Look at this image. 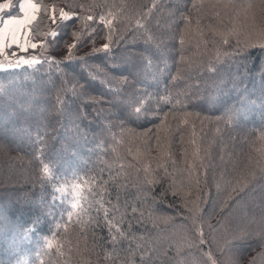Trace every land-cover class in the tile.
Instances as JSON below:
<instances>
[{"label":"trees","instance_id":"obj_1","mask_svg":"<svg viewBox=\"0 0 264 264\" xmlns=\"http://www.w3.org/2000/svg\"><path fill=\"white\" fill-rule=\"evenodd\" d=\"M32 1L0 264H264V0Z\"/></svg>","mask_w":264,"mask_h":264},{"label":"crops","instance_id":"obj_2","mask_svg":"<svg viewBox=\"0 0 264 264\" xmlns=\"http://www.w3.org/2000/svg\"><path fill=\"white\" fill-rule=\"evenodd\" d=\"M10 0L0 1V67L21 57L18 52L25 48L27 26L35 19L38 7L32 0H20L18 15H6Z\"/></svg>","mask_w":264,"mask_h":264},{"label":"rangeland","instance_id":"obj_3","mask_svg":"<svg viewBox=\"0 0 264 264\" xmlns=\"http://www.w3.org/2000/svg\"><path fill=\"white\" fill-rule=\"evenodd\" d=\"M62 17L64 18V17H67V15L66 14H62ZM29 35H28V37L26 36V46H25V48L23 49V50H25L26 48H28V47H32V45H33V43L32 42H30V40H29ZM31 44V45H30ZM26 54H28V52L26 53ZM29 58H24V57H17L16 59H14V60H12V61H10L9 62V64L11 63V62H13L12 63V65H11V67L13 66V65H18L19 66V64H26V65H28L30 62H29V60H28ZM18 62V63H17ZM18 66H15V67H18ZM2 67H6V66H2Z\"/></svg>","mask_w":264,"mask_h":264}]
</instances>
